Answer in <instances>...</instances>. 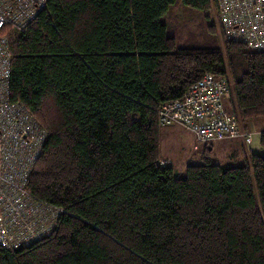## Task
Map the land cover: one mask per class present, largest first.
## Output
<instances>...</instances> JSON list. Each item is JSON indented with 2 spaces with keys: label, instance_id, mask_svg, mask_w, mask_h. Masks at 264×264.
Listing matches in <instances>:
<instances>
[{
  "label": "trees",
  "instance_id": "trees-1",
  "mask_svg": "<svg viewBox=\"0 0 264 264\" xmlns=\"http://www.w3.org/2000/svg\"><path fill=\"white\" fill-rule=\"evenodd\" d=\"M181 4L225 34L218 0H48L1 30L10 98L46 132L25 187L61 211L19 252L0 243V264H264V131L261 151L225 164L215 142L183 173L160 154L161 105L206 72L230 81L244 129L264 119V50L226 34L180 45L168 31Z\"/></svg>",
  "mask_w": 264,
  "mask_h": 264
},
{
  "label": "built area",
  "instance_id": "built-area-1",
  "mask_svg": "<svg viewBox=\"0 0 264 264\" xmlns=\"http://www.w3.org/2000/svg\"><path fill=\"white\" fill-rule=\"evenodd\" d=\"M47 1L0 0V32L8 23L25 29ZM218 5L229 39L264 50V0H218ZM11 72L8 36L0 33V243L9 249L43 236L49 230L47 218L56 217L61 211L35 199L26 190L46 132L25 105L11 100ZM231 94L232 85L226 77L206 72L182 99L161 105L160 123L185 126L195 134L196 149L200 144L234 138H243L249 145L253 132L244 129L239 118L225 109L224 102Z\"/></svg>",
  "mask_w": 264,
  "mask_h": 264
},
{
  "label": "rangeland",
  "instance_id": "rangeland-1",
  "mask_svg": "<svg viewBox=\"0 0 264 264\" xmlns=\"http://www.w3.org/2000/svg\"><path fill=\"white\" fill-rule=\"evenodd\" d=\"M174 15V19L172 18L169 20L168 32L170 35L177 37L180 45L193 43H216L223 47V42L226 37L221 29L219 17L213 11L205 13L181 4L175 9ZM183 23L187 24V28L180 32L176 26ZM210 24H214L216 32H211L209 30L208 26ZM224 106L228 113L231 114L234 111L229 100H225ZM254 123H251L253 142L251 145H247L245 141L244 143L248 148L251 146L252 152H259L261 151L260 132L257 131V126L262 125V127H264V122L257 121L255 124ZM172 126H176V128L172 129L163 125L161 127V155L162 158H167L168 160H166V162L175 166V169L178 170L181 167L183 173L187 164L198 162L199 152L194 150L193 145L195 139L185 127L182 125ZM163 131L165 133H163ZM217 149L218 146L215 145V152H217ZM216 157L219 163L225 164L229 162L227 153L220 154V151H218V153H216ZM172 162L174 163L172 164ZM240 162H242V160H240ZM254 185L256 189V184Z\"/></svg>",
  "mask_w": 264,
  "mask_h": 264
},
{
  "label": "crops",
  "instance_id": "crops-1",
  "mask_svg": "<svg viewBox=\"0 0 264 264\" xmlns=\"http://www.w3.org/2000/svg\"><path fill=\"white\" fill-rule=\"evenodd\" d=\"M227 100H229V99H227ZM254 121H255V123L257 122V121H263L264 122V119H254V120H252V121H249L248 123H246L245 124V128H247V130H251L252 131V127H251V123H254ZM254 123V124H255ZM259 123V122H258ZM262 123V122H261ZM172 125H182V124H169V125H163V126H166V127H170V128H172V129H174V128H176V126H172ZM183 126V125H182ZM257 126V125H256ZM183 127H185V126H183ZM258 127V129H257V131L258 132H260V134H261V132L262 131H264V127H262V125H258L257 126ZM186 128V127H185ZM187 129V128H186ZM192 135H193V137H194V139H195V142H194V150H196V151H198V149H196L195 147H196V145H197V140H196V137H195V134L193 133V132H191L189 129H187ZM253 132V131H252ZM163 133H165L164 131H163ZM161 134H162V131L160 130V141H161ZM253 142V141H252ZM214 144V148H215V145H217L218 146V149H217V152L216 153H218V151H220V154L222 153H227V158H228V160L230 161L231 159H232V156H234V153L238 150V149H240V148H243V146L248 150V151H251V146L248 148V147H246V144L244 143V140H243V138H234V139H224V140H220V141H217V142H215V143H213ZM251 145V144H250ZM202 147H200V149H201ZM258 148H259V146H258ZM199 149V150H200ZM160 154H161V143H160ZM161 157H162V155H161ZM164 161H166V160H168L167 158H162ZM174 162H172V164H173ZM176 164V163H175ZM175 167V166H174ZM177 170V169H176ZM185 170V169H184ZM178 171V173H182V169H181V167L177 170Z\"/></svg>",
  "mask_w": 264,
  "mask_h": 264
},
{
  "label": "water",
  "instance_id": "water-1",
  "mask_svg": "<svg viewBox=\"0 0 264 264\" xmlns=\"http://www.w3.org/2000/svg\"><path fill=\"white\" fill-rule=\"evenodd\" d=\"M22 248H23V246H17V247L15 248V251H16V252H19Z\"/></svg>",
  "mask_w": 264,
  "mask_h": 264
}]
</instances>
